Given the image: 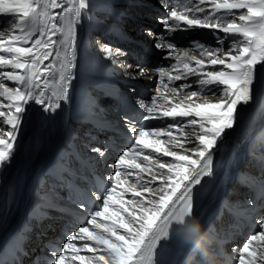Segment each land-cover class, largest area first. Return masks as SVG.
<instances>
[{
	"label": "snow or ice",
	"instance_id": "obj_1",
	"mask_svg": "<svg viewBox=\"0 0 264 264\" xmlns=\"http://www.w3.org/2000/svg\"><path fill=\"white\" fill-rule=\"evenodd\" d=\"M157 3L163 11L155 22L162 29L155 32L145 26L144 35L155 41L162 61L173 63L155 67L144 60L128 63L129 49L96 41L103 53L101 63L110 62L104 67L118 68L131 81L158 79L150 89V102L136 96L135 87L128 88L131 98L116 94L127 143L117 146L105 190L85 193L77 201L84 226L70 224L59 247L48 246L45 253L34 255L25 247L31 231L25 225L0 244V264H44L42 256L47 264H180L178 237L185 229L179 218L192 214L202 190L208 188V195H213L226 176L252 193L245 201L246 211L258 217L242 247L232 249L238 253L233 264H264V155H250L241 163L239 150L229 155L226 143L240 134L264 142V106L248 108L264 96V0ZM97 7L124 15L112 0L99 5L93 0H0V16L9 18L0 29V170L11 165L22 145L32 105L38 107L37 133L43 135L58 110L72 103L78 29L82 17ZM194 29L208 30L214 43L201 38L179 47L187 37L175 34ZM228 37L234 39L225 50ZM121 38L126 40V34L121 32ZM246 108L249 124L244 129L240 114ZM147 121L164 123L151 127L142 123ZM69 143L66 129L65 144ZM112 148L108 140L90 151L105 158ZM68 155L76 154L62 152L65 163L50 169L48 192L36 197L47 198L46 204L35 203L32 216L42 219L45 207H57L52 199L71 175ZM10 212L7 209L6 215ZM207 228L224 257L218 234Z\"/></svg>",
	"mask_w": 264,
	"mask_h": 264
},
{
	"label": "bare ground",
	"instance_id": "obj_2",
	"mask_svg": "<svg viewBox=\"0 0 264 264\" xmlns=\"http://www.w3.org/2000/svg\"><path fill=\"white\" fill-rule=\"evenodd\" d=\"M132 0H112L117 4L123 16H114L109 13L108 10L97 7L94 11L90 12L88 16L82 17L81 25L78 29L79 38L76 49L77 60V81L76 89L73 93V101L70 105H63L62 110H58L55 119L52 120L46 127L43 135H38V122L36 119V113L38 107L31 106L29 116L31 119L28 124L25 125V133L22 137V145L17 151L15 158L11 165L6 170H0V239L4 236L11 234L15 231H19L24 228L25 225L31 227V231L26 234V243L32 244L30 247L34 255H39L40 248L37 239V228L32 224V209L35 203L46 204V199L37 201V194L41 197H45V193L48 192V187L51 181L48 178L50 171L46 169L47 160L52 157L53 167L63 165L64 160L60 159L61 153H85L91 159H93L98 165L107 172L108 175L112 174L114 169L109 165H114L117 159L118 145L124 143H113L116 149L113 152L109 151L105 158L98 157L95 153L90 151L91 147L97 146L101 143V137L108 136L112 138L115 132L114 128H123V123L118 117L117 110L121 106L120 101L117 99L116 94L125 93L132 97L133 94L128 93L129 87L136 88V96H140L145 99L146 102H150L152 92L150 89L155 87V81L158 77H154L152 81L147 79H140L136 81L128 80L124 77L122 72L117 68L115 71L112 68L104 67V64L110 62L101 63L103 60V53L100 51L96 41L99 40L102 43H110L115 46L124 47L126 49H134L137 47L136 42L140 39L145 41L149 46L154 45L155 41L144 35L143 26L144 20L142 15L146 14V18L150 17V14L141 12L139 8H129V13L124 12L126 4ZM148 5L153 6L156 9H161L157 0H141ZM96 4H103L109 2V0H93ZM147 4H144L147 6ZM157 16V15H156ZM156 16L153 18L155 20ZM9 18L0 16V29L4 28ZM130 25L135 24L138 29H127V21ZM155 32H160L162 26L157 29V24L152 23ZM121 32L126 34L127 39L121 38ZM134 33L136 35H131ZM176 36H185L187 39L181 40L178 44L179 47L187 48L189 41L193 39H203L208 42H212L213 38L206 29H194L189 33H177ZM221 35H223L221 33ZM233 37H228L225 40V50L228 45L233 41ZM185 42L181 45V42ZM154 48V47H153ZM162 56V53H159ZM196 54V53H193ZM130 56L128 57V63H132ZM162 60L158 62L160 64ZM163 65L167 66L174 61H162ZM134 64V63H132ZM157 66V65H155ZM153 66V67H155ZM114 67V66H113ZM261 78H264V73L261 74ZM181 83V82H176ZM81 84L84 88H81ZM11 86V85H10ZM145 90L144 95L139 94V89ZM195 90V88H193ZM209 100L214 98L209 94ZM264 106V96L258 97L254 100L253 104L248 106L253 110ZM248 108L241 111L240 123L244 129H247L249 124V111ZM78 117L80 121L79 125L82 127L77 128V124L73 121ZM151 127H162L164 122L161 121H149ZM94 124L95 127L91 132L88 131L90 125ZM77 125V126H76ZM107 127H103V126ZM79 127V126H78ZM70 131V143L65 144V130ZM90 136V140L88 137ZM227 146H230L229 155H232L239 150V160L244 163L248 159V154L251 155H264V149L257 145V142L248 140L240 135H233L226 140ZM261 146L264 147V142H261ZM110 159V161H109ZM168 159V158H165ZM67 166L72 163L71 155L66 156ZM234 179L225 177L215 193L208 199L207 203L197 213L206 227H212L218 234L219 239L225 240L226 248L234 255L238 260V253H233L232 249L242 247L245 240L243 239L235 229L230 225V219L234 217L238 218L241 214L247 212L254 220H257L256 213H249L246 211L245 201L250 198L252 193L243 186L236 185V189L232 188ZM62 188V187H61ZM61 188L58 189L57 198H53L52 202L57 206L69 208L70 206L64 205L62 202L63 193ZM237 189L241 191V195H238ZM127 199H131V194L126 196ZM225 201H230V204L226 205ZM11 209V212L6 215V210ZM47 215L42 218L44 223L51 221L60 222L62 227H65L68 232V226L70 221L66 219L58 218L52 208L45 207L44 209ZM222 214V216H221ZM229 219V220H228ZM76 227L84 226L74 224ZM251 234V233H250ZM248 234V235H250ZM56 238L60 239L61 244L64 242L61 233H54ZM81 254H88L82 252ZM43 260V259H42ZM44 264H47L45 260Z\"/></svg>",
	"mask_w": 264,
	"mask_h": 264
},
{
	"label": "clouds",
	"instance_id": "obj_3",
	"mask_svg": "<svg viewBox=\"0 0 264 264\" xmlns=\"http://www.w3.org/2000/svg\"><path fill=\"white\" fill-rule=\"evenodd\" d=\"M179 223L185 229L178 237L182 251L180 264H223L216 237L205 226L202 217L194 212L185 214L179 218Z\"/></svg>",
	"mask_w": 264,
	"mask_h": 264
},
{
	"label": "rangeland",
	"instance_id": "obj_4",
	"mask_svg": "<svg viewBox=\"0 0 264 264\" xmlns=\"http://www.w3.org/2000/svg\"><path fill=\"white\" fill-rule=\"evenodd\" d=\"M144 4H147V3L146 2H143L141 0H132L131 2H129L128 4L125 5V7H124V10L125 11L124 12L128 13V15H130V14H136V13H129L128 10H129V8L131 9L133 7H135V8L137 7V8H139L141 10V12H146L147 14H150V17L149 18H146V14H143L142 15V20H144V25L145 26L152 27L153 26L152 23H154V24H157V27L156 28L158 29L160 27V25L158 23H156L153 18L156 15L160 14L161 10L156 9L153 6H150L148 4H147V6L144 5ZM128 25H130L129 20L127 21V29H128ZM145 26H143V28H145ZM137 29H138V26H137ZM153 31H157V30H155L154 27H153ZM130 34L133 35L134 33H130ZM134 35H136V34H134ZM130 61L132 62V59ZM73 121L79 126L78 127L76 125L77 128L82 127V125H79L80 124V121L78 120V117L74 118ZM257 145H259L260 148H263L264 149V147L261 146V142H257ZM250 155L251 154L249 153L248 154V158H249ZM109 161H110V159H109ZM236 185L237 184L234 181L231 186H232V188H235L236 189ZM237 192H238V195H241V191L240 190L237 189ZM221 216H222V214H221Z\"/></svg>",
	"mask_w": 264,
	"mask_h": 264
}]
</instances>
